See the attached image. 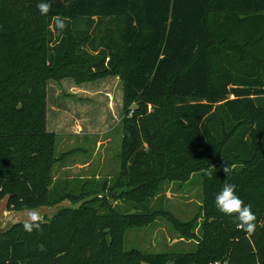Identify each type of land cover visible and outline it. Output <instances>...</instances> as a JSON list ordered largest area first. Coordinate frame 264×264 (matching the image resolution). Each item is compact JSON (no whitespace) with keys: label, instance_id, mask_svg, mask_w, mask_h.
Listing matches in <instances>:
<instances>
[{"label":"trees","instance_id":"obj_1","mask_svg":"<svg viewBox=\"0 0 264 264\" xmlns=\"http://www.w3.org/2000/svg\"><path fill=\"white\" fill-rule=\"evenodd\" d=\"M40 2L0 0V199L8 196L14 210L81 203L31 233L23 224L1 233L0 264H166L167 253L124 248L127 228L158 216L180 238L197 240L172 264H264V0H53L46 15ZM57 16L66 22L62 31ZM71 52L74 70L89 77L119 71L123 98L134 107L122 121L117 177L59 195L46 189L63 157L45 128L46 80ZM156 145L179 152L165 158ZM210 159L222 162L223 173H203L202 218L110 207L124 196L122 178H166V165L196 170ZM226 182L252 206V233L217 209ZM143 187L136 190L148 198Z\"/></svg>","mask_w":264,"mask_h":264},{"label":"rangeland","instance_id":"obj_2","mask_svg":"<svg viewBox=\"0 0 264 264\" xmlns=\"http://www.w3.org/2000/svg\"><path fill=\"white\" fill-rule=\"evenodd\" d=\"M210 14L213 22L221 20V14L214 11ZM87 25L83 21L75 24L80 28ZM103 28L105 26H101ZM77 62L74 52L69 53L62 70L55 74V78L46 80L45 128L56 136L55 155L63 154L51 169L52 183L46 189L59 195L70 189L78 192L76 186L84 184L90 188L94 183L110 182L117 177L121 162L122 121L132 114L134 107V103L123 98L119 71L89 77L74 70ZM156 149L165 158L179 152L177 145L166 150L156 145ZM207 165L196 170L186 168L181 172L170 171L166 165L170 175L166 178L153 179L151 174L122 178L124 196L109 201L110 207L124 214L133 211L144 213L151 209L168 210L181 221H187L200 212L202 218V179L211 170L223 173L222 162L210 159ZM240 165L230 163L228 169ZM142 184L148 186L143 187L151 193L148 198L136 190ZM54 192L48 195L52 197ZM196 245L197 240L192 237L180 238L162 216L148 225H132L124 235L126 250L137 248L149 253H167L169 261L166 264H172L177 255L192 252ZM192 263L197 264L195 261Z\"/></svg>","mask_w":264,"mask_h":264},{"label":"clouds","instance_id":"obj_3","mask_svg":"<svg viewBox=\"0 0 264 264\" xmlns=\"http://www.w3.org/2000/svg\"><path fill=\"white\" fill-rule=\"evenodd\" d=\"M53 0H41L37 5L41 15H46L52 7ZM57 30L62 31L66 27V22L60 16L54 21ZM212 173H209L211 175ZM215 205L217 209L226 215L232 216L238 221V228L252 233L255 230L256 215L252 211V206L246 203L238 194L237 186L233 183H225L215 195ZM41 217L36 211L28 213V220L23 224V229L31 233L34 229L40 228Z\"/></svg>","mask_w":264,"mask_h":264},{"label":"water","instance_id":"obj_4","mask_svg":"<svg viewBox=\"0 0 264 264\" xmlns=\"http://www.w3.org/2000/svg\"><path fill=\"white\" fill-rule=\"evenodd\" d=\"M102 196V194H96ZM8 196L0 199V234L10 230L17 224H24L28 220V213L30 211H36L40 214L41 222L45 218H52L60 210L64 208H76L81 202L72 204L68 199H64L53 205H40L33 208H25L20 210L9 209L7 205ZM195 264V263H192Z\"/></svg>","mask_w":264,"mask_h":264},{"label":"built area","instance_id":"obj_5","mask_svg":"<svg viewBox=\"0 0 264 264\" xmlns=\"http://www.w3.org/2000/svg\"><path fill=\"white\" fill-rule=\"evenodd\" d=\"M215 264H218V262H215Z\"/></svg>","mask_w":264,"mask_h":264}]
</instances>
